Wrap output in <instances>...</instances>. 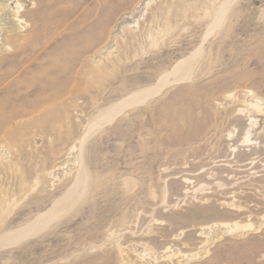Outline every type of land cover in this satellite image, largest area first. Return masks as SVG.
<instances>
[{"label": "rangeland", "instance_id": "374dc122", "mask_svg": "<svg viewBox=\"0 0 264 264\" xmlns=\"http://www.w3.org/2000/svg\"><path fill=\"white\" fill-rule=\"evenodd\" d=\"M13 1L0 0V237L85 176L63 214L0 242V264H264V0H181L157 40L159 0L112 41L91 0H19L22 23Z\"/></svg>", "mask_w": 264, "mask_h": 264}, {"label": "bare ground", "instance_id": "6f19581e", "mask_svg": "<svg viewBox=\"0 0 264 264\" xmlns=\"http://www.w3.org/2000/svg\"><path fill=\"white\" fill-rule=\"evenodd\" d=\"M180 1L181 0H171V2L169 4H167V7L165 8L164 13H162V14L159 13L155 17H153L152 20L150 19L151 20V22H149L150 25H157V24L159 25V27L157 28V34H159V37H156L157 40L162 39L166 36L168 37V35L171 33L170 30H173L174 26H175V25H171V22H173L175 20L177 22V24L179 23L178 22V19H179L178 17H180L179 11H180V8L182 6V4H180ZM13 2H15V4H16V6L14 5L15 7H13V10H14L13 15L19 23H22V21H24V19L22 18V13L20 12V7L22 6V3L19 0H14ZM228 3H230V2H228ZM228 3H224L221 7H218V9H216L214 11L212 19L207 26L208 31H206V32L209 33L214 28L219 26V24L221 23V21L224 18V15L227 12V4ZM91 5L92 6L96 5V6L100 7L101 12L104 14V18L101 19L102 24H104L106 26L110 23L115 22L112 33L109 36L111 41L116 39V36H117V34L120 33V30L125 31L127 33L129 32L131 34L137 32L138 27L141 24H144L145 22L149 21L148 17L150 15V12H152L153 8H162V6L161 7L159 6V0H91ZM0 11H1V9H0ZM124 14L126 16H124ZM99 24H100V20H99ZM152 40H153V38H152ZM12 41H16V39H14ZM7 47H9L10 49L11 48L13 49L12 43L11 44L10 43L5 44V46L3 47L2 50H6ZM176 68L177 69L173 70L174 72L175 71L176 72L181 71L182 69L184 70L181 63H179V65H177ZM180 74H181V76L178 79L184 78L183 73L180 72L178 75H180ZM147 90H149V89H147ZM144 91H142V93L133 94L131 97L129 96L121 105L117 104L116 106L110 108V110L106 109L107 110L106 112L99 113L96 117H94V120L91 123V125H89L88 131L86 132V135L93 133L94 131L101 128L104 124L110 122L114 118V116L123 108V106L125 107V105L130 103L131 99H133V98L134 99L135 98L140 99V97L142 95L148 94ZM247 92H250V91H247ZM247 95H248V93H247ZM249 95L251 97V101L246 103L247 107L250 109V111H253L254 113H260L261 114V112H263L261 110L262 107H260L259 101L257 100L256 96L253 95V93H250ZM140 100H142V99H140ZM245 116H247V115H245ZM251 118H253V117H251ZM249 121H250V123H248V125H249V127L252 128L254 121H251V120H249ZM243 134H245V133H243ZM246 138H247V136L243 135L242 141L244 142L245 140H247ZM249 138H250V136H249ZM84 176H85V173L83 172L82 165L81 166L79 165V167L77 168V175L75 177V182H74L75 187H73L74 185L72 186V191H71L70 195L68 194L63 198V200L59 201L58 203L56 202V205L51 210H49L47 213L45 212L44 214H42L38 218H36L34 220V222H31L30 225L26 226L22 230L23 232L22 231L17 232L18 235H12L13 233H11V234L8 233L5 235H2L0 237V242H5V241H9V240L11 242H15L24 233L27 235L30 233L34 234V233L40 231L42 228H44L50 222H52L51 220L54 218V216H58L60 214H63V212L66 211V210L64 211L63 209L70 206V204H72L73 202H76L77 199H79V197L81 196V189H83L82 188L83 185H80V183H81ZM261 224H264V220L262 221ZM236 226L239 228V226L237 224H235L233 228H237ZM241 226L244 228H250L251 229L252 224L248 222L246 224L244 223V225L242 224ZM0 245H3V244H0Z\"/></svg>", "mask_w": 264, "mask_h": 264}]
</instances>
